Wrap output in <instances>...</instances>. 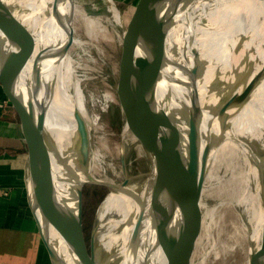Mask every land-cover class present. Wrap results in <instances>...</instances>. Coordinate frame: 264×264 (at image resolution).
<instances>
[{
    "label": "water",
    "instance_id": "water-1",
    "mask_svg": "<svg viewBox=\"0 0 264 264\" xmlns=\"http://www.w3.org/2000/svg\"><path fill=\"white\" fill-rule=\"evenodd\" d=\"M180 1L150 0L151 3L146 4V0H127L123 13L120 12L123 20L131 7L137 6L127 21L126 33L122 35V23L115 25L120 49L111 111L113 118L119 114L122 121L119 125L114 119L113 124L121 129L125 125L131 131V140H127L130 146L122 142L119 147L120 169L124 175L114 178H118L121 186L131 179L125 173L130 166L128 151L131 147L140 155L145 152L149 165L145 169L142 191L134 198L136 218L128 237L105 249L103 222L106 218L101 217L103 199L87 240L83 189L87 184L110 187L117 182L112 181L111 185L107 181L113 176L107 172L109 164L104 155L97 172H93V131L89 117L84 119L78 112L74 114L76 133L85 142L81 160L76 164L69 162L60 148L51 130L52 86L39 48L29 49L32 74L24 88L19 85L15 67L17 48L22 45H34L35 48V40L24 26L14 31L17 23L13 4L9 0H0V97L3 105L14 114L25 145L26 200L49 264H137L138 240L143 236L147 219L153 239L148 242L144 254L159 248L163 257L162 262L155 260L154 264H192L201 242L206 249L199 264L209 262L212 242L204 210V194L211 177L209 164L226 135L230 117L249 99L264 77V63L257 56L254 40L247 44L249 37H235L234 34L230 66L215 65L207 80V90L203 92L201 78L209 64L202 56L197 40L193 43L195 31L189 18L187 25L191 29L187 39L175 30L177 25L185 22ZM219 1L211 0L208 9L217 6ZM74 5L75 0L68 1L58 23L55 44L48 48L49 54H57L62 59L69 54L73 42ZM200 24L210 26L206 18ZM172 32L176 35L173 44L170 40ZM196 38L201 39L202 34ZM185 41L188 42L186 45ZM171 45H177L173 56L168 50ZM178 46L184 51L181 61L180 56L177 57ZM176 79V92L168 94L171 82ZM141 83L162 86L168 93L159 101L154 94L147 99V104L140 103L141 99L132 102V89ZM155 100L159 105L171 102L166 115L160 111L153 114L146 106L155 104ZM146 129L149 132L152 129V136L143 139L140 147H133V139L144 134ZM73 141L79 145L77 139L71 137L70 143ZM241 152L247 164L246 175L253 178L249 181V191L255 193L257 183L262 210L258 226L255 216L252 217L245 206L246 261L264 264V147L255 139L249 150ZM253 171H257L256 179ZM257 232L259 236L251 238V234L255 236ZM141 264L151 263L143 256Z\"/></svg>",
    "mask_w": 264,
    "mask_h": 264
},
{
    "label": "bare ground",
    "instance_id": "bare-ground-1",
    "mask_svg": "<svg viewBox=\"0 0 264 264\" xmlns=\"http://www.w3.org/2000/svg\"><path fill=\"white\" fill-rule=\"evenodd\" d=\"M9 1L13 4V11L16 16L17 24L14 31H18L21 26H24L27 31H31L35 40V48L34 45H22L21 47L17 48L19 51L16 53L18 55V58L15 62L16 73L18 77L17 81L22 88L25 87L27 79L32 74V62L29 54V49L31 50L39 48L43 55L42 60L43 65L47 70L48 80L50 82V85L52 86L51 130L53 131L57 142L59 143L60 148L63 150L66 158L69 160V162L76 164V162L78 160H81V158L83 157L85 142L83 139H81V137H78L79 135L76 133V120L74 116L75 112H78L84 119L86 117H89L92 126L98 124V121L96 117L92 116L90 110L87 111L86 108L87 106L85 104L83 90L80 85L82 77H80L81 75H77V68L81 67V65L75 63L69 54H67L65 58L62 59L59 58L57 54L53 55L49 54L48 52V48H50L51 45L55 44L58 33V23L60 22L62 15L68 7L69 0ZM107 1L109 2L108 11H110L112 14L110 16L111 18H107L105 20L108 23L113 24V26L123 24L121 31L122 35H124L127 31V27L124 24V20L122 19L120 11L116 6H114L112 0ZM210 1L211 0H181V3L183 4V6H185V11H183L184 18H182L185 22L184 24H181V30H179V32L182 33L183 37L187 39V36H189L190 32V26L187 25V20L189 18V21H191V25L194 27L193 31H195L193 43H195V41L197 40V43L200 45L202 51V56H206L205 59L209 64L208 68L206 69V73L201 78V87L203 92L207 90L205 89L207 80L209 79L215 65H225L226 67L230 66L231 50L235 42V40L233 39L234 34L235 37L236 35H246L247 37H249V41L247 42V44L254 40V44L257 48V56L259 55V57H261L260 60L262 64L264 63V0H241L225 23L222 34L220 35L218 40L214 39V36L208 30L207 26H200V23L203 18H206V13L211 10L223 7L232 0H220L217 6L208 9ZM183 6H181V8H183ZM74 18H78L81 21L85 28L86 34L90 37H97V35H99L101 32L105 33L107 31V26L103 24L100 19L88 16L83 12L81 8H79V6H77L76 3L74 5ZM198 34H202L201 39L196 38ZM210 35H212L213 38ZM175 36L176 35H173V39L171 38V44H173ZM188 39H190V37ZM75 41L78 44H83L82 41L73 38V42ZM186 43L188 42L185 41V45ZM177 45H179L178 42ZM177 45H174V47H176ZM174 47L171 45L168 48L171 56H173V52L175 51ZM178 48L179 50L177 51V57L180 56L179 61H181L184 51L181 49L182 47L180 48V46H178ZM82 49L84 50V48ZM185 53V55L188 56V50H186ZM179 77L180 72L177 78ZM177 81L178 80L176 79V81L171 82L169 93L168 90H163V92L165 94L168 93L174 95V93L176 92V89L174 88H176ZM105 96V98H107V100L109 101H113L114 99L112 94L107 93ZM131 100L133 102V98H131ZM167 105L170 108L171 102L169 104L167 103ZM121 131L123 133L122 139L131 140V131L125 125H123ZM138 136L139 137L133 139V147H140L139 143H141L143 139L149 137L147 129L144 134H140ZM71 137H73V140L77 139L79 145H75L74 141L73 144L69 143L67 145V143L71 140ZM255 139L259 140L261 147H264V77L254 88L249 99L245 103H243L230 117L229 128L226 131V135L223 136V140L219 144L217 151L213 155V159L209 164L211 167L209 174H211L212 167L215 163V159L217 158V152H219V150H222L221 152H230L226 167L228 168L229 173L234 174L233 177L235 178V181L239 182V184L241 185L242 192L239 197L240 199L244 200L245 206L248 207V212L252 217L255 216V220L258 221L257 225L259 226V219L261 217L262 211L260 205V193L258 190L259 187H257L256 183L255 193L249 191V181L253 178L247 177V171H239V173L235 172L239 167L242 166L241 160L237 158L240 151L243 149L249 150L252 146V141ZM238 150L240 151L238 152ZM143 154L147 155L145 152H143ZM101 160L102 154L99 151H93L92 169H95V167H99V165H101ZM253 168L254 167H252V169ZM130 170L133 171V169L128 167L125 173H128V176H130L131 179H129V181L123 186L119 185L118 179L114 177L107 180L111 185L114 181L117 183H115L114 186H107L108 188H111V190L107 199L103 203L104 205L106 202H108V200L115 198L113 214L110 216L108 224L107 221L103 222L106 234V239L104 241L105 249H109L114 243L122 241L123 239L128 237L130 228L132 227L131 224L136 218V200L134 198L136 194H140L142 191L147 170L137 174L129 172ZM253 172L256 179L255 174H257V171ZM243 182L245 183V186H243ZM230 213L232 215V212ZM144 225L146 227L143 228L144 233L141 240H138L137 247L140 249L137 250V255L139 256L140 260L142 259L141 250L145 252L146 249H144V247H146L148 245V242L153 239L151 231L149 229L148 219L146 220ZM254 234L255 236L251 234V238L253 239L259 236V232ZM205 249L206 247L204 242H201L197 252L195 253L192 264H199L201 256ZM211 251L214 253L215 257L218 256L216 243H214L213 241L211 244ZM146 255L148 257L149 263L151 264H154L156 261H163L162 256L152 259V250ZM147 257L145 256V258ZM245 264H248L247 261L245 262Z\"/></svg>",
    "mask_w": 264,
    "mask_h": 264
},
{
    "label": "rangeland",
    "instance_id": "rangeland-1",
    "mask_svg": "<svg viewBox=\"0 0 264 264\" xmlns=\"http://www.w3.org/2000/svg\"><path fill=\"white\" fill-rule=\"evenodd\" d=\"M240 1L241 0H232L231 2L227 3L228 9L226 11L228 14L234 6H237L240 3ZM112 2L114 6H116L118 10L123 13L127 0H112ZM146 2V4L151 3L150 0H146ZM75 3L83 10L85 14L100 19V21L107 26V31L105 33L101 32L99 35H97V37H90L86 34L85 28L81 21L78 18H74L73 38L82 41L85 45L78 44L76 41L72 42L69 48V55L75 63L81 65V67L77 68V75H81L80 77H82L80 85L83 90L84 100L88 110L99 114L98 124L92 126V123L89 120L93 131V151H99L102 155H104L105 162L109 164L107 169L109 175L122 178L123 175L120 169V154L118 153V147H120L122 142L128 144V141L122 139L123 133L121 131V126H119L122 123L120 115L117 114L116 118H113V113L111 111L112 102L105 98L107 93H113V79L117 74L118 53L120 45L116 34V27L105 20L107 18H111L110 16L112 14L110 11H108L109 2L107 0H75ZM136 6V4L133 5L126 18H124V24L127 28V21L135 11ZM181 10L185 11V6H183ZM209 12L205 14V17L207 22L210 24V26H208V29L210 30L211 27L216 28L217 23L215 21L209 20ZM228 17L229 15H225V21L228 20ZM177 26L178 27L175 28V30L178 31L181 28V24ZM173 34L174 32H172L170 35V40ZM212 35L210 36L213 38ZM214 39L217 38L214 37ZM82 48H84V50ZM203 57L205 58L206 56ZM163 90L166 89L162 86H154L151 83L137 84L132 89L133 102L141 99L139 100L140 103L147 104V99L151 98L154 94L156 95V100L159 101L165 95ZM156 100L155 104L152 102L150 105L146 106H148L149 110L153 114H159L158 111H160L165 112L166 115L169 106L167 104L159 105ZM106 102L108 103L107 110H103L102 105ZM114 119L118 121L119 125L113 124ZM153 123L159 124L157 121H154ZM151 130L152 129H150L149 132L147 129L149 137L152 136ZM158 137L159 136H157V140ZM69 143L70 141L67 143V145ZM128 146H130V144H128ZM221 151L222 150H219V152H217V158L215 159V163L212 167L211 177L208 179L209 181L207 180L208 186L206 187L204 194L205 216L209 232L212 234H210V239H213L211 242L213 241L216 243V248L218 251L217 257H215L214 253L211 252L208 264H245L247 258V227L244 218L247 209L245 207L244 200L240 199L239 197L242 192V187L239 182L235 181V178L233 177L234 174L229 173V170L226 167L230 152ZM239 151L240 150H238V152ZM128 153L130 157L129 167L133 169V174L146 171L145 169L149 165L147 156L143 154L140 155L132 147ZM237 158L241 160L242 166L239 167L235 172H246L244 168L246 169L247 164L241 151ZM93 172H97V167L93 169ZM243 186H245L244 182ZM110 190L111 188H108L105 185L97 186L87 184L84 186V231L87 240L89 239L91 229L95 223L96 214L101 203V199H103L104 203L109 195ZM114 206L115 198L108 200V202L103 205L101 217L104 219L106 218L107 224L109 222L110 216L113 214ZM230 212H232V215ZM144 249H146V247H144ZM145 255L146 254H144V252L141 250V260H143V256L145 257ZM161 256V250L158 248L153 252L152 259ZM141 260L139 259V263L137 264H141Z\"/></svg>",
    "mask_w": 264,
    "mask_h": 264
},
{
    "label": "crops",
    "instance_id": "crops-1",
    "mask_svg": "<svg viewBox=\"0 0 264 264\" xmlns=\"http://www.w3.org/2000/svg\"><path fill=\"white\" fill-rule=\"evenodd\" d=\"M227 4L209 12L217 28L209 31L215 38L222 34ZM228 17V18H229ZM26 149L14 114L0 97V264H49L36 223L26 200L24 171Z\"/></svg>",
    "mask_w": 264,
    "mask_h": 264
},
{
    "label": "built area",
    "instance_id": "built-area-1",
    "mask_svg": "<svg viewBox=\"0 0 264 264\" xmlns=\"http://www.w3.org/2000/svg\"><path fill=\"white\" fill-rule=\"evenodd\" d=\"M107 107H108V103L107 102L102 105V109L103 110H107ZM90 113L92 114L93 117H96L97 118V121L99 120V114L94 113V111L93 112L90 111Z\"/></svg>",
    "mask_w": 264,
    "mask_h": 264
}]
</instances>
